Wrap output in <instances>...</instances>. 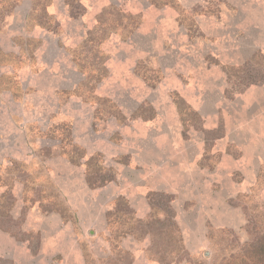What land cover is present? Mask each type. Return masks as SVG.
I'll use <instances>...</instances> for the list:
<instances>
[{"label": "rangeland", "instance_id": "obj_1", "mask_svg": "<svg viewBox=\"0 0 264 264\" xmlns=\"http://www.w3.org/2000/svg\"><path fill=\"white\" fill-rule=\"evenodd\" d=\"M258 52L264 0H0V264H162L173 220L181 264L229 259L264 211Z\"/></svg>", "mask_w": 264, "mask_h": 264}, {"label": "trees", "instance_id": "obj_2", "mask_svg": "<svg viewBox=\"0 0 264 264\" xmlns=\"http://www.w3.org/2000/svg\"><path fill=\"white\" fill-rule=\"evenodd\" d=\"M257 63V64H256ZM248 68H252L253 70H263V76L256 77L249 79L247 82L249 85H261L264 84V55H262L260 52L255 53L253 57L248 60L244 67L239 68L242 72H247ZM246 88V87H245ZM244 90L240 91L242 93ZM95 158H91L88 163V173L87 178L90 185L93 187L95 186H102L105 183H107L106 180V173L102 177V182L100 185H96L94 181V173L93 169L90 167L93 164V161ZM101 174V173H100ZM109 181V180H108ZM151 205H152V218L148 222H142V227L145 230L143 235L145 234H152L156 237L161 238L162 241H165V236L163 235V229L160 228V225H164L165 221H167L168 217L169 219H174V212L171 206L172 202V196L171 195H165L160 193H154L151 195ZM162 200L164 203H162L165 206L166 209V218L163 221L159 216L161 212H165L164 208L160 206ZM161 204V205H162ZM134 214V211L129 205V202L124 198L120 197L117 199L114 208L107 213V220L110 224V226H113L117 223H119V219L124 217L126 214ZM262 213H259L255 218H249L247 223V228L250 234V239L244 243L238 244V247L236 246V253H233L230 255V258L226 261L224 260L220 264H264V215L262 216ZM173 229L176 230V234L173 235L169 241L170 245L174 246L171 249H161V252H157L158 259L162 264H173L178 263L181 264L184 262V260L188 259V251L183 246V240L180 235V230L178 227V224L173 220L171 223ZM151 228V229H150ZM174 231V230H173ZM126 235L133 234L132 231L125 232ZM161 239H159L161 241ZM155 246H157V241H154ZM123 254L126 256L130 255L128 252L122 251ZM155 258V259H157ZM132 260L128 263L131 264ZM189 264H203L201 262L199 263H192L188 260Z\"/></svg>", "mask_w": 264, "mask_h": 264}, {"label": "crops", "instance_id": "obj_3", "mask_svg": "<svg viewBox=\"0 0 264 264\" xmlns=\"http://www.w3.org/2000/svg\"><path fill=\"white\" fill-rule=\"evenodd\" d=\"M246 106H247V105H246ZM230 133H231V130L229 131L228 135H230Z\"/></svg>", "mask_w": 264, "mask_h": 264}, {"label": "water", "instance_id": "obj_4", "mask_svg": "<svg viewBox=\"0 0 264 264\" xmlns=\"http://www.w3.org/2000/svg\"><path fill=\"white\" fill-rule=\"evenodd\" d=\"M206 254H208V253H206Z\"/></svg>", "mask_w": 264, "mask_h": 264}]
</instances>
